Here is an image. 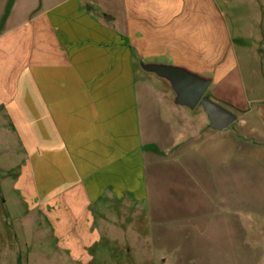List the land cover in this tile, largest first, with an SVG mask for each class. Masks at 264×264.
<instances>
[{"label": "crops", "instance_id": "obj_1", "mask_svg": "<svg viewBox=\"0 0 264 264\" xmlns=\"http://www.w3.org/2000/svg\"><path fill=\"white\" fill-rule=\"evenodd\" d=\"M231 1L0 0V114L23 141L35 194L22 175L18 184L55 218L60 204H91L107 187L145 195L156 142L142 112L176 104L172 88L148 83L143 62L210 76L212 99L251 114ZM253 1L264 24V0Z\"/></svg>", "mask_w": 264, "mask_h": 264}, {"label": "rangeland", "instance_id": "obj_2", "mask_svg": "<svg viewBox=\"0 0 264 264\" xmlns=\"http://www.w3.org/2000/svg\"><path fill=\"white\" fill-rule=\"evenodd\" d=\"M259 8L258 1H231L233 41L254 101L251 114L218 102L238 116L219 130L210 126L202 104L144 107L142 125L156 145L143 196H121L107 187L91 204H60L55 218L53 205L18 184L22 175L35 194L34 170H24L23 141L0 114V264H264V119L259 111L264 24L254 14ZM138 70L149 76L148 83L172 88L157 74ZM138 80H143L139 74Z\"/></svg>", "mask_w": 264, "mask_h": 264}, {"label": "water", "instance_id": "obj_3", "mask_svg": "<svg viewBox=\"0 0 264 264\" xmlns=\"http://www.w3.org/2000/svg\"><path fill=\"white\" fill-rule=\"evenodd\" d=\"M142 68L157 74L170 83L175 93L174 102L176 105L195 109L199 104H202L212 128L223 130L237 120V115L234 112L206 95L212 82L210 76L202 75L184 66L162 62H143Z\"/></svg>", "mask_w": 264, "mask_h": 264}]
</instances>
